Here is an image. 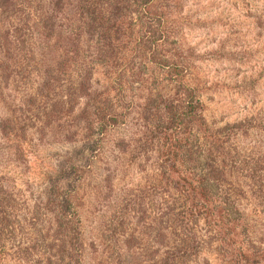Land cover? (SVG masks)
<instances>
[{
	"label": "trees",
	"instance_id": "obj_1",
	"mask_svg": "<svg viewBox=\"0 0 264 264\" xmlns=\"http://www.w3.org/2000/svg\"><path fill=\"white\" fill-rule=\"evenodd\" d=\"M158 1L0 0V97L11 100L0 136L18 142L11 165L30 149L36 100L40 129L68 145L24 190L0 172V264H264L242 207L264 204V137L257 159L242 156L229 140L237 125L213 130L193 88H167L162 76L177 67ZM129 168L143 184L124 189L88 237L91 200Z\"/></svg>",
	"mask_w": 264,
	"mask_h": 264
},
{
	"label": "rangeland",
	"instance_id": "obj_2",
	"mask_svg": "<svg viewBox=\"0 0 264 264\" xmlns=\"http://www.w3.org/2000/svg\"><path fill=\"white\" fill-rule=\"evenodd\" d=\"M157 6L162 8L168 35L163 49L173 67H177L171 71L172 74L162 76L167 79V88L174 87L175 90L174 81L177 79L193 88L203 102L208 125L213 130L237 125V132L232 131L229 137L230 143L242 156L257 159L254 141L264 137V0H159ZM22 86L19 88V101L26 92ZM12 88L10 86L3 95H10L8 98L11 99ZM1 99L7 102L0 101L5 105L2 110L0 108V115H5L11 100ZM40 102H34L36 118H31V134L26 136V147L32 150H27L21 167L11 165L18 142L4 140L0 136V156H3L0 172L18 190H24L27 181L38 182L40 179L36 175L42 168L52 165L67 151L68 145L60 144V132L49 127L40 129L43 125V116H38L42 115ZM122 132L126 133V130L122 129ZM27 162L30 163L29 171L25 166ZM261 168L264 171L263 163ZM118 176L114 190L106 194V198L96 193L95 199L91 200L89 210L92 213L85 229L88 237L96 236L92 225L100 222L98 217H103L105 224L108 222L118 200L127 193L124 189L139 187L144 182L135 168L121 170ZM102 197L104 200L100 201ZM245 204L242 207L254 228L256 239H262L260 241L264 243V204L250 202L244 207ZM30 236L27 229L25 237ZM141 237L143 243H139L140 248L146 245L144 240L147 236ZM116 246L118 244L112 243L108 261L115 256ZM125 259L129 260V257Z\"/></svg>",
	"mask_w": 264,
	"mask_h": 264
}]
</instances>
